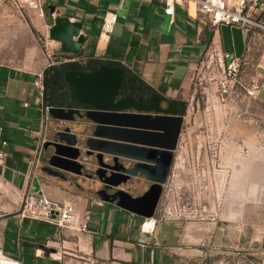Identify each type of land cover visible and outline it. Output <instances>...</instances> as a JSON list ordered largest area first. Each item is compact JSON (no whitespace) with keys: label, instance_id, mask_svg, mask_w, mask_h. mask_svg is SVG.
<instances>
[{"label":"crops","instance_id":"obj_1","mask_svg":"<svg viewBox=\"0 0 264 264\" xmlns=\"http://www.w3.org/2000/svg\"><path fill=\"white\" fill-rule=\"evenodd\" d=\"M40 3L41 19L39 23L35 18L32 22H37L33 26L44 36V46L60 51L59 43L49 39L48 29L55 17L66 16L70 21L82 22L85 53L78 56V61L59 63L52 68L53 93L48 96L39 92L38 80L27 69L46 61L40 52L22 51L26 55L22 56L20 67L0 63V151L3 153L0 248L3 252L21 264H182L189 258L200 259L206 253L218 257L236 254L241 260L250 254L257 263L264 264V144H247V154H241L242 148L232 149L226 144L217 147L210 157L218 169L214 173L201 170L193 177L190 207L185 206L184 194L177 193L174 219L143 218L115 202L102 201L97 195L102 188L98 180L65 173L71 180L64 182L46 174L42 171L48 156L46 144L40 170L33 176L28 173V163L40 140L42 108L73 106L68 100L69 87L63 80L66 70L89 71L101 63L124 68V96L148 101L152 93H157L164 101L182 107L179 114L185 118V103L193 98L194 81L207 55L214 58L225 52L248 55L247 66L255 67V76L263 83L256 100L264 105V34L246 33L226 25L213 26L197 14L192 4L188 9L175 4L170 15L165 13L163 0H40ZM106 12L117 14L107 41L100 37ZM258 19L264 24V9ZM254 44H259L258 48ZM217 62L215 59L214 63ZM55 123L60 128L50 130ZM66 126L72 132L78 131L76 125L51 117L46 138L52 141L56 131ZM91 135L90 128L84 130L85 138ZM178 148L179 140L157 210L173 175ZM80 160H85L89 169L96 168L91 158ZM206 181L211 183L204 195L207 202L200 205L196 193L199 183ZM151 184L138 176L121 188L136 197ZM27 190L43 192L57 201H72L74 221L59 229L41 221L20 219L17 214L20 195ZM185 212L191 217L185 219ZM193 214H198L197 218ZM247 249L251 252H244Z\"/></svg>","mask_w":264,"mask_h":264},{"label":"water","instance_id":"obj_2","mask_svg":"<svg viewBox=\"0 0 264 264\" xmlns=\"http://www.w3.org/2000/svg\"><path fill=\"white\" fill-rule=\"evenodd\" d=\"M81 29V21L57 16L48 37L59 43L63 54L82 56L86 35ZM124 73V68L102 63L93 70L63 73L73 106H51L49 113L54 120L76 125L78 131L72 132L68 126L56 131L46 143L48 156L42 171L64 182L71 180L65 173L98 180L102 188L97 195L102 201L153 218L171 172L184 122L179 114L183 108L157 93L148 101L124 96ZM88 128L92 135L85 138L83 132ZM85 158L93 160L94 170L80 160ZM138 176L152 184L134 197L121 186Z\"/></svg>","mask_w":264,"mask_h":264},{"label":"rangeland","instance_id":"obj_3","mask_svg":"<svg viewBox=\"0 0 264 264\" xmlns=\"http://www.w3.org/2000/svg\"><path fill=\"white\" fill-rule=\"evenodd\" d=\"M191 4L193 5V3ZM34 18L39 23L41 17L38 13L25 7H18L14 0H0L1 64L20 67L22 51L28 52V54L31 51L33 54L40 52L43 58L47 60L42 42L45 38L33 26L36 22L35 20L32 22ZM255 32H259L260 35L264 34L262 30L258 29ZM262 39L264 40V38ZM254 45L257 48L259 46V44ZM57 53L58 51L54 48L55 56L53 59L55 61L58 59ZM238 53L240 54V51ZM46 63L45 61L41 65L25 68L34 73L35 80L43 85L42 94L48 96L53 93L54 85V77L51 79L50 71L57 64L49 67ZM252 72L253 70L249 67L245 68L244 78L250 76ZM218 80L219 73L217 70L205 69L194 81L193 98L185 103L186 112L179 137L177 159L174 161L173 175L168 183L163 203L153 216V220L175 218L177 215V193L179 194V192L184 194L185 206L190 207L192 205V179L201 170L214 173L218 169L216 161L213 162L210 157L211 153L217 151V147H223L226 144L232 149L242 148L241 154H247V144H264V105L256 99L239 101L234 97H229L224 102L219 101L216 93ZM55 124L50 127V130L60 128L57 126L58 123ZM210 184L208 181L199 183V192L196 194L199 195L200 205L207 202L204 195H207ZM193 216L197 218L198 214H193ZM184 217L186 219L191 215L185 212ZM232 250L237 252L233 248ZM244 252H251V249ZM217 255L210 254L208 256L206 253L200 259L189 258L187 262L184 261L182 264L257 263V260L253 259L250 254L244 255L246 259L242 258V260L236 254H223L219 257Z\"/></svg>","mask_w":264,"mask_h":264},{"label":"built area","instance_id":"obj_4","mask_svg":"<svg viewBox=\"0 0 264 264\" xmlns=\"http://www.w3.org/2000/svg\"><path fill=\"white\" fill-rule=\"evenodd\" d=\"M18 7H25L42 15L43 8L40 0H14ZM165 3V13L173 14L175 4H182L187 9L193 3L198 15L207 19L213 26L226 25L237 27L248 33L249 31L262 30L264 24L258 19V15L264 9V0H163ZM117 20V14L106 12L102 17L101 33L102 40L107 41L113 32ZM45 47V46H44ZM57 50V49H56ZM58 51V59L55 56L53 48L45 47L46 64L51 67L59 63H70L78 61L77 55L62 54ZM248 55L236 56L234 53L225 52L214 58L208 54L201 63V74L205 69L211 71L217 70L219 80L217 83V99L221 102L229 97H234L239 101L246 99H256L263 83L255 76V67L250 65L253 70L250 76L244 78L245 68L248 66ZM217 59V63L214 61ZM225 59H228L225 61ZM38 90L42 94L43 85L36 83ZM50 106H44L39 121L40 140L34 150L33 156L28 163V173L36 175L42 165L41 156L45 144L49 141L46 138L48 121L51 119L49 113ZM5 144V142H3ZM3 153L0 151V158ZM20 219H29L44 222L59 229L67 227L75 219V204L72 201H57L50 198L43 192L23 191L20 195L17 211ZM85 228V225L82 226ZM0 264H21L16 258L8 256L0 248ZM259 264V263H254Z\"/></svg>","mask_w":264,"mask_h":264},{"label":"bare ground","instance_id":"obj_5","mask_svg":"<svg viewBox=\"0 0 264 264\" xmlns=\"http://www.w3.org/2000/svg\"><path fill=\"white\" fill-rule=\"evenodd\" d=\"M150 219H152V218H150ZM149 220V219H148Z\"/></svg>","mask_w":264,"mask_h":264},{"label":"flooded vegetation","instance_id":"obj_6","mask_svg":"<svg viewBox=\"0 0 264 264\" xmlns=\"http://www.w3.org/2000/svg\"><path fill=\"white\" fill-rule=\"evenodd\" d=\"M184 110H185V108H184Z\"/></svg>","mask_w":264,"mask_h":264}]
</instances>
